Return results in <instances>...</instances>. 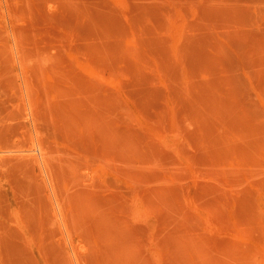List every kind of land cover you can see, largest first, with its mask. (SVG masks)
Listing matches in <instances>:
<instances>
[{"label": "rangeland", "instance_id": "374dc122", "mask_svg": "<svg viewBox=\"0 0 264 264\" xmlns=\"http://www.w3.org/2000/svg\"><path fill=\"white\" fill-rule=\"evenodd\" d=\"M0 264H264V0H0Z\"/></svg>", "mask_w": 264, "mask_h": 264}]
</instances>
